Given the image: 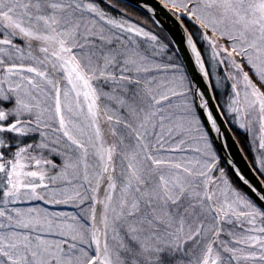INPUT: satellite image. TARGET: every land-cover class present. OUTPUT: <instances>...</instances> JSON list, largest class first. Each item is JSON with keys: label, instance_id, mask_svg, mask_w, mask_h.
Returning a JSON list of instances; mask_svg holds the SVG:
<instances>
[{"label": "snow or ice", "instance_id": "6c2138e0", "mask_svg": "<svg viewBox=\"0 0 264 264\" xmlns=\"http://www.w3.org/2000/svg\"><path fill=\"white\" fill-rule=\"evenodd\" d=\"M0 264H264V0H0Z\"/></svg>", "mask_w": 264, "mask_h": 264}, {"label": "water", "instance_id": "95a60500", "mask_svg": "<svg viewBox=\"0 0 264 264\" xmlns=\"http://www.w3.org/2000/svg\"><path fill=\"white\" fill-rule=\"evenodd\" d=\"M170 26H173V25H170ZM239 148H240V145H236L235 148L233 149L236 154V159L239 161V164L242 167V169L247 171L251 167V165L248 163L249 160L245 159L246 155L238 151Z\"/></svg>", "mask_w": 264, "mask_h": 264}, {"label": "trees", "instance_id": "16d2710c", "mask_svg": "<svg viewBox=\"0 0 264 264\" xmlns=\"http://www.w3.org/2000/svg\"><path fill=\"white\" fill-rule=\"evenodd\" d=\"M239 145H240V147H244V144L243 143H241ZM244 154L246 155L247 159L250 161L251 160V156H249L247 152H244Z\"/></svg>", "mask_w": 264, "mask_h": 264}]
</instances>
